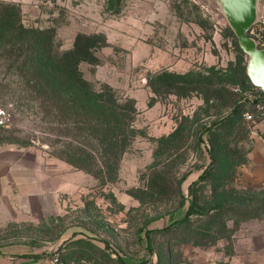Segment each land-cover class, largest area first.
<instances>
[{
    "label": "rangeland",
    "instance_id": "rangeland-1",
    "mask_svg": "<svg viewBox=\"0 0 264 264\" xmlns=\"http://www.w3.org/2000/svg\"><path fill=\"white\" fill-rule=\"evenodd\" d=\"M0 10L17 12L59 53L80 35L91 37L83 41L94 59L79 63L82 76L95 88L112 87L136 108L126 151L93 173L80 169L58 156L72 140L71 124L44 109L0 50V101L12 114L0 129L1 259H17L6 248L26 244L41 263L58 255L63 264H122L115 257L145 264H264V181L246 178L253 144L240 115L222 130L230 150L218 139L213 174L195 190L204 208L219 198L231 203V194L243 205L216 218L208 232L204 217L176 222L187 211L190 183L211 161L206 147H197L196 132L232 111L225 93L216 98V86L229 79L222 84L239 95L252 90L239 82L238 62L250 57L237 54L238 37L220 0H0ZM219 72L228 75L220 81ZM163 73H192L196 88L176 93L163 81L174 77ZM182 126L179 137H170ZM219 183L225 187L213 192ZM256 207L254 216H242Z\"/></svg>",
    "mask_w": 264,
    "mask_h": 264
},
{
    "label": "trees",
    "instance_id": "trees-1",
    "mask_svg": "<svg viewBox=\"0 0 264 264\" xmlns=\"http://www.w3.org/2000/svg\"><path fill=\"white\" fill-rule=\"evenodd\" d=\"M18 16L17 12L11 14L0 10V50H2L6 60L10 61L8 64L14 67L15 72L22 77L25 89L29 90L33 97L40 100V104L45 107L44 109L54 113L57 122H69L71 124L72 140L66 146L64 145L65 148L58 152V156L66 159L74 166L92 173L97 168L107 166L108 160L118 157L130 145V138L134 135L132 122L134 120L133 114L136 112L135 105L122 102L112 87L103 85L100 88H95L90 81L82 76L79 63L87 60V56L88 60L94 59L91 51L92 46L89 42L83 41V39H91V37L80 35L72 49L59 53L52 49V44L42 35L41 31L27 28ZM234 46L237 54H246L241 48L239 40ZM233 65V63L230 64V69L233 68ZM247 66V62L242 64V60H239V82L241 84L249 83L252 87L250 93L255 97L260 94L259 87L252 83L247 72ZM163 74L166 77H174L175 81L167 78L163 81L173 87L176 93L184 94L196 88L191 83L192 73ZM222 74L219 72L216 75L220 81L223 75H228V73ZM228 80L225 79L221 82H230ZM222 83L219 82L215 88L216 98H221L219 97L220 94L225 93L226 102L223 103L227 105L231 103L232 111L226 116L204 123L201 126V131L196 132L197 147L203 149L205 146L211 161L204 168L199 178L190 183V199H188L187 211L181 220L176 221L187 222L193 216L207 218V225L205 226L207 232L211 231L213 225L217 223L216 218L223 220L225 217L234 215L243 204L236 203L231 194V203L219 198L215 204L212 203L209 207L204 208L198 200L195 186L213 174V166L218 161V139L224 140L227 151L232 146L230 137L223 133V128L234 124L237 115H240L241 119L248 125L247 137L250 136L254 125L244 117L246 111L254 112L255 110L246 96L247 94L239 95ZM256 98L259 99L258 96ZM246 107L249 109L251 107V109H246ZM182 128L183 126L179 127L170 137H179ZM206 134H210L212 137L208 141L205 139ZM162 141L166 140L162 139ZM233 150L236 148L233 147ZM188 175L189 173H185L181 176L178 181L179 186ZM224 184L215 185L213 192H216L217 188L222 185L224 188ZM180 195L182 198L180 204L185 205L186 197L182 190ZM255 210L257 211L258 207L254 208L253 211H243L242 216L252 217ZM175 214L173 213V216ZM151 232L152 230L146 231L150 248L152 247ZM114 259L119 260L122 264H145L144 261H132L128 257H115Z\"/></svg>",
    "mask_w": 264,
    "mask_h": 264
},
{
    "label": "water",
    "instance_id": "water-1",
    "mask_svg": "<svg viewBox=\"0 0 264 264\" xmlns=\"http://www.w3.org/2000/svg\"><path fill=\"white\" fill-rule=\"evenodd\" d=\"M241 48L249 55L247 66L252 83L264 89V50L248 35L258 14V0H220Z\"/></svg>",
    "mask_w": 264,
    "mask_h": 264
},
{
    "label": "crops",
    "instance_id": "crops-1",
    "mask_svg": "<svg viewBox=\"0 0 264 264\" xmlns=\"http://www.w3.org/2000/svg\"><path fill=\"white\" fill-rule=\"evenodd\" d=\"M260 0H258V7L260 8ZM258 8V9H259ZM252 140V149L250 152V162H251V174L247 179H254L256 181H264V125L260 122L253 125L252 132L250 134ZM243 173L247 174L248 169L242 167ZM249 174V173H248ZM6 207H2V213H5ZM9 254H13L17 259H1L0 264H38V259L34 258V249L28 245L15 244L10 245L6 248Z\"/></svg>",
    "mask_w": 264,
    "mask_h": 264
},
{
    "label": "built area",
    "instance_id": "built-area-1",
    "mask_svg": "<svg viewBox=\"0 0 264 264\" xmlns=\"http://www.w3.org/2000/svg\"><path fill=\"white\" fill-rule=\"evenodd\" d=\"M250 37L254 40L256 46L259 49L264 50V0L258 9V14L255 22L249 30ZM259 95L253 96V94L247 93V97L254 107V112L246 111L244 117L247 121L255 123L257 119H264V89L259 88ZM12 114L10 110L0 101V129L6 128L11 124ZM41 263V259H40ZM41 264H63L58 255H54L51 260L45 261Z\"/></svg>",
    "mask_w": 264,
    "mask_h": 264
}]
</instances>
